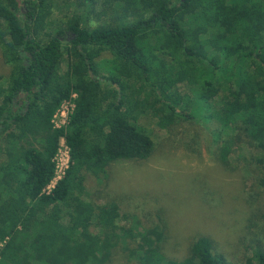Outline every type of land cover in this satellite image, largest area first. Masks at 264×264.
Wrapping results in <instances>:
<instances>
[{
    "label": "trees",
    "instance_id": "1",
    "mask_svg": "<svg viewBox=\"0 0 264 264\" xmlns=\"http://www.w3.org/2000/svg\"><path fill=\"white\" fill-rule=\"evenodd\" d=\"M139 9L141 18L133 20ZM56 10L59 18L42 21ZM263 12L264 0H0V51L16 69L0 80L1 259L111 264L116 254L121 264L122 257L125 264H264L263 240L236 262L209 233L179 237L162 211L167 198L149 228L135 215L119 224L118 205L134 201L136 188L112 168L154 153L140 116L149 114L161 128L187 123L193 100L203 120L221 122L214 138L224 149H252L264 189V30H257ZM200 29L214 32L204 37ZM156 43L166 65L154 76ZM90 47L112 55L119 80L102 84L89 74ZM191 89L192 98L184 92ZM64 102L73 109L56 127ZM61 140L68 163L49 189ZM82 172L103 184L95 193L103 205L76 194ZM113 202L115 210L107 206Z\"/></svg>",
    "mask_w": 264,
    "mask_h": 264
},
{
    "label": "rangeland",
    "instance_id": "2",
    "mask_svg": "<svg viewBox=\"0 0 264 264\" xmlns=\"http://www.w3.org/2000/svg\"><path fill=\"white\" fill-rule=\"evenodd\" d=\"M19 6L23 9L22 4ZM57 13L56 10L51 17H44L42 21L59 18ZM142 14L139 9L132 19L138 20ZM94 23L97 21L90 17L88 25L93 27ZM220 23L218 20L217 24ZM257 30H264V12L259 17ZM213 32L200 29L199 34L206 37ZM66 39L67 34L62 37L63 41ZM156 46L158 48L159 43L150 50L156 63L152 70L154 76L155 72L166 65L165 57L158 52ZM85 51L94 55L92 67L88 70L93 78H98L102 84L119 80L120 75L111 65L113 57L109 52L95 47L85 48ZM184 68L187 69L186 66ZM15 70L4 61L0 51L1 82ZM66 70L67 65L62 62L59 72L65 75ZM238 90L235 88L232 92ZM184 92H188L191 98L195 95L193 89ZM221 94L222 92L217 93L216 97ZM157 107L155 105L154 108ZM189 107L192 119L187 123H170L161 128L149 114L137 119V124L152 139L155 151L144 161H118L113 164L114 171L125 173H121L120 180L124 178L130 187L136 188L134 201L128 199L121 206L118 205V222L124 225V215H135L143 227L149 228L157 221L154 219L157 203L161 204L167 198L168 208L162 211L169 213L167 221L176 229L179 237L197 231L209 233L219 242V248L227 252V257H235L234 260L240 262L258 239L263 240L264 247V222L261 220L264 212V189L259 185L261 171L251 162V148L231 144L228 150L224 149L221 141L217 142L214 138V134L222 129L221 122L203 120L201 105L193 100L189 102ZM55 122L60 125L61 117ZM224 138L228 140L227 137ZM66 161L67 158L63 156L62 163L66 164ZM58 163L60 166L57 172L61 175L64 165L61 166L60 159ZM81 176L83 180L76 194L96 205L107 202L97 198L95 194L103 188V184H99L86 172H82ZM107 206L116 209L115 202ZM112 259L111 264H121V258L116 254ZM107 260L102 258L101 264H110ZM124 261L122 257V264H125ZM0 264L11 263L0 257Z\"/></svg>",
    "mask_w": 264,
    "mask_h": 264
},
{
    "label": "built area",
    "instance_id": "3",
    "mask_svg": "<svg viewBox=\"0 0 264 264\" xmlns=\"http://www.w3.org/2000/svg\"><path fill=\"white\" fill-rule=\"evenodd\" d=\"M72 109H73V104L72 103H70V102H64L61 106H60V108L58 109V111L56 112V114H55V116H54V119H53V123H54V125L56 126V127H61V126H63L64 124H65V121H66V119H67V116H68V114L72 111ZM61 117V122H60V125H57L56 124V122H55V120L56 119H58V118H60ZM63 156H65V158H67V161H66V164H64V163H62V157ZM61 160V166H63L64 165V169L66 168V166H67V163H68V155H67V149H66V147L64 146V144H63V141L61 140V148L59 149V152H58V154H57V156H56V168H58L60 165H59V163H58V160ZM63 169V170H64ZM63 170H62V172H63ZM62 172H61V175H62ZM61 175H58V172H57V169H56V174H55V178H54V180H53V182L51 183V185L49 186V189L51 188V187H53V185L55 184V182L61 177ZM1 246H2V244H1Z\"/></svg>",
    "mask_w": 264,
    "mask_h": 264
},
{
    "label": "flooded vegetation",
    "instance_id": "4",
    "mask_svg": "<svg viewBox=\"0 0 264 264\" xmlns=\"http://www.w3.org/2000/svg\"><path fill=\"white\" fill-rule=\"evenodd\" d=\"M67 34H70V33H67Z\"/></svg>",
    "mask_w": 264,
    "mask_h": 264
}]
</instances>
